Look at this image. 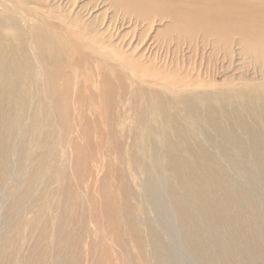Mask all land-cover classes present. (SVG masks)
Wrapping results in <instances>:
<instances>
[{
	"label": "bare ground",
	"instance_id": "6f19581e",
	"mask_svg": "<svg viewBox=\"0 0 264 264\" xmlns=\"http://www.w3.org/2000/svg\"><path fill=\"white\" fill-rule=\"evenodd\" d=\"M115 1L137 5L140 14L136 16V23L132 16L122 17V26L127 24L131 28L134 25L130 31L131 39L125 45L136 38L137 23H149L148 31L152 30L155 19L169 20L166 29L157 31L146 42L141 38L138 52L132 53L136 46L130 55L122 56L121 61H118L121 55L105 52L113 46L111 42L105 44L100 38L95 42L92 36L99 31L91 30L88 23L78 18L68 21L69 16L58 6L43 5L44 10L32 13L35 6L42 7L36 0H0V216L3 208L1 193L5 188L2 181L9 179L14 170L19 169L22 174L15 189L19 186L21 191L30 190L37 181L43 193L46 190L48 155L45 146L49 133L46 128L48 124L56 125L52 116L57 112L73 111L71 99L75 97L78 105L84 98L79 88L72 96V88L60 86V68H67L65 60L68 59V67L74 73L92 80L100 79V93L92 92L91 95L93 102L101 103V108L87 109L88 104L85 110L78 109L77 126L82 131H89V135L91 130L103 129L98 115H104L106 128L115 129L112 111L119 108L115 101L116 88L112 76L103 73L105 69L114 70L122 90L119 93L120 113L115 117L120 123L127 105L135 112L136 129L141 130L140 145L143 159L148 163L136 160V164L143 165L149 175L144 186L147 191L144 199L162 213H166L165 206L168 205L176 210L186 223L185 239L196 248L200 238L196 229L198 220L192 215L187 199L183 198L185 192L206 219L217 216L214 210L219 202L214 192L220 191L226 198L230 197L232 201L221 203V207L233 211L240 202L232 198L236 186L234 181L229 182L232 177L225 173L224 164L244 171L245 159L251 155L264 156V131L255 128L258 125L264 128V0H154V8L159 10L156 12L164 11L163 16L146 15L147 2L151 0ZM91 8H87V13ZM31 17L39 22L34 23L29 19ZM108 20L102 33L109 32L106 37L110 39L117 33ZM122 36L118 38L124 42L126 35ZM199 42L202 50L196 48ZM208 47L214 52L207 50ZM186 52L193 54L188 57ZM61 54L67 56H59ZM115 62L121 63L123 69ZM59 63L65 65L56 69ZM217 69L237 74L232 80L235 82L216 90L204 75L217 74ZM128 75L136 84L130 104L125 102ZM144 86L147 87L144 89ZM50 97L54 104H49ZM28 139L36 140V149L42 144V154L36 163ZM156 168L165 173L169 169L177 176L178 182L167 184L169 204L164 198L166 192L161 188L162 182H152ZM122 174L123 171H119L118 177ZM243 174L252 185L255 178L250 172ZM179 187L182 189L177 192ZM18 200L19 212L23 213L21 208L27 197L22 192ZM110 205L117 208L120 202L112 198ZM127 217L132 218L130 214ZM133 223L136 224V220ZM32 225L35 222L29 220L23 228L31 229ZM47 227L40 229L38 239L41 241L47 236ZM63 227L61 220L59 241ZM157 231L152 227L149 234ZM135 232L142 237L140 232ZM26 239H12L2 246L0 233V259L5 255L4 264H47V261L42 262L46 250H39L40 241L30 248ZM161 240L160 235L155 236L156 254L171 249L169 245L163 247ZM27 242L30 243L28 239ZM26 246L27 255L22 256L20 253ZM203 256L209 259V249ZM172 259L176 263L175 258ZM173 261L170 264H174ZM210 261L213 263L212 259Z\"/></svg>",
	"mask_w": 264,
	"mask_h": 264
},
{
	"label": "rangeland",
	"instance_id": "374dc122",
	"mask_svg": "<svg viewBox=\"0 0 264 264\" xmlns=\"http://www.w3.org/2000/svg\"><path fill=\"white\" fill-rule=\"evenodd\" d=\"M36 1L42 7L35 6L32 13L44 10L45 6H58L62 13L69 16L68 21L78 18L83 23H88L92 27L91 30L99 31L97 35L92 36L95 42L98 41L97 38L103 40L105 44L111 42L113 46L108 47L105 52L121 55L118 61L122 60V56L130 55L137 46L136 51H132L136 54L143 40L146 42L157 31L166 29L169 23L168 19H163V21L155 19L152 30L148 31L149 23H137L136 38L129 45H125L131 39L132 32L130 31L133 30L134 25L131 28L127 24L122 26L121 24L124 23L122 17L132 16L133 23H136V16L140 15L137 5L116 3L115 0ZM155 3L154 0L147 2L145 9L147 16L164 15V11L156 12L159 10H155ZM90 6L92 8L87 13ZM29 19L34 23L39 22L37 18ZM107 20L115 26L114 30L117 33L113 34L114 37L110 39L106 37L108 36L106 33L109 32L102 33ZM138 33L140 35H137ZM143 34L144 37H142ZM121 36L124 42L119 40ZM199 44L196 48L202 50L201 42ZM207 50L214 52L212 47H208ZM192 54V52H186L185 56L189 57ZM65 61H67V68H60V86L72 88V96H75L76 89L79 88L84 96L82 104L77 105L74 97L71 99L73 111L68 110L61 114L57 112L52 116L56 125L48 124L46 128L49 131L45 146L48 155V176L44 193L40 182L37 181L33 183L31 191L24 190L32 192L31 198L30 193L21 191L23 189H19V186L15 189L14 186L22 177L19 169L14 170L9 179L2 181L3 188L5 187L1 193L3 194L1 196L3 203L1 208H3L0 216L2 246L9 244L12 239L27 237L30 242L28 243L26 239L27 246L31 248L39 240V250L43 248L46 250V256L42 258V262L47 261V264H170L171 260L173 261L172 258H175L176 263L173 261L174 264H215V261H218L217 264H264V156L251 155L252 157L243 162V170L250 172V175L255 178L252 185L248 183L247 177L243 174L244 171L224 164L225 173L232 177L229 182L234 181L236 186L232 198L240 202V205L233 211H227L221 207V203L223 205L232 199L226 198L220 191L214 192V197L219 202V206L214 210L217 216L206 219L202 210L193 205L190 196L185 192L183 198L187 199L192 215L198 220L196 229L200 237L196 248L191 247L185 239L186 223L182 222L180 214L172 210L169 205L165 206L166 213H162L158 207L153 208V204L151 206L144 199V194L147 192L144 186L149 175L145 172L143 165L136 164L137 161L148 163L143 159V150L140 145L141 130L136 129L133 122L135 112L127 105L120 123L115 117L120 113L119 93L122 90L119 88V79L114 77V70L105 69L103 73L112 76L111 81L116 88L115 101L117 105L119 104V108L116 112L112 111L115 129L106 128L104 115H98L103 129L91 130L89 135L87 134L89 131H82L77 126L78 109L82 107L83 111L88 104L90 106L87 109L101 108V103L93 102L91 95L92 92L100 93V79L92 80L79 73H74L73 69L68 67V59ZM115 64L123 69L121 63L115 62ZM63 65L65 64L59 63L56 69ZM233 73L229 70L218 71L217 69V74L212 75L209 72L204 75V79L210 85H214L216 90H220L224 85L235 82L232 80L237 74L233 75ZM128 77L126 104H130L134 88H136L134 79L129 75ZM146 87L144 86V89ZM49 104H54L53 97L49 98ZM60 121V124L64 126L58 124ZM255 128L264 131L262 125ZM30 139H32L31 136ZM30 139H28L29 147L33 151L34 158L36 157V163L42 154V144L40 149H36L34 145L36 140ZM40 139L42 140L41 137ZM156 169L152 182L156 180L162 182L161 188L166 192L164 198L169 201V204L171 199L167 192V184L178 182L176 181L177 176L169 169L167 173ZM119 171H123L120 177H118ZM180 189L182 188H177V192ZM22 192L27 200L21 208L24 212L20 213L18 195ZM112 198L120 202V206L112 208L110 205ZM128 214L132 217L131 219L127 217ZM29 220L34 221L35 225L25 230L23 227L27 226ZM61 220L64 222V227L61 231L63 236L59 241ZM134 220L136 224L133 223ZM133 224L137 226L136 230ZM45 225L48 226L47 236L41 241L38 236L42 231L40 229H44ZM152 227L159 231L149 234ZM135 231L140 232L142 237H138ZM156 235L161 236L163 247L170 246L169 251H164L162 254L154 252L153 242ZM27 246L21 251L22 256L27 255ZM206 249H209V259L203 256ZM5 260L4 255L0 263L4 264Z\"/></svg>",
	"mask_w": 264,
	"mask_h": 264
}]
</instances>
